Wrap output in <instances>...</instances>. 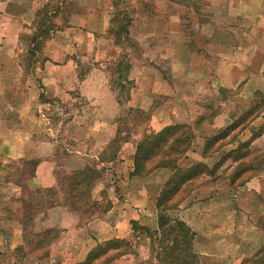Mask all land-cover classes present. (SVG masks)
Returning <instances> with one entry per match:
<instances>
[{"label":"rangeland","instance_id":"obj_1","mask_svg":"<svg viewBox=\"0 0 264 264\" xmlns=\"http://www.w3.org/2000/svg\"><path fill=\"white\" fill-rule=\"evenodd\" d=\"M33 1L35 0H0V264H85L92 250L101 252L93 264H175L176 252L167 245H171V241L163 243L157 240L152 244L146 236L147 231H135L132 223L131 229L123 235L118 234L94 243L97 237L91 233L90 222L101 217L110 204L104 191L94 193L96 181L109 174L105 167L95 164L78 172L58 176L64 197L69 193L75 195L66 198L67 203H71V198H74L76 202L73 209L81 215V230L79 227L70 230L56 222L60 217L52 218L46 213L49 203L50 206L55 202L63 203L65 199H62L60 194L57 195L55 189L29 187L23 182L35 172L37 165L36 158L26 157L25 150L20 149L23 147V140L15 141L19 143L16 159L6 151L11 137L13 138L11 132L17 128L20 132L17 139L23 138L19 136L24 135L22 129L28 125L33 126L35 130L51 127L52 130L49 131L55 138L61 139L64 137L63 128H67L66 124L75 113L100 107L99 104L89 102L81 92L78 98L66 102L54 95L56 100L53 102L39 103V100L42 102L46 99L45 95L39 97L38 86L42 85L45 77L40 70L45 56L39 52L48 41L54 26L64 25L68 15L66 16L64 9L61 11L57 8L64 0H48L44 3L45 8L39 19L31 24L24 23V32L16 40L15 33L19 25L12 18L28 16V4ZM114 1L117 13L110 33L117 36L119 44H115V50L111 55H107L111 58L107 61L111 71L107 78L110 77L115 82L114 89L118 92L121 102V113L118 119V138L111 151L101 154V160L109 161L107 159L116 153L121 139H125L127 134L132 135L134 132L145 135L151 129L153 111L157 110L161 116L176 111L184 121L196 114L198 105H206L205 118L188 124L193 139L181 162L191 164L201 161L208 165L211 172L206 169L205 172L201 171L194 181L179 190L171 201L175 208L168 210V213L180 218L181 205L193 200V190L208 188L206 193H216L218 196L213 204L218 205V208L213 210L207 224L225 222L226 229L217 236L221 246L214 248L217 251L215 254L197 253L194 238L191 253L196 255H189L188 260L191 264H264V102L256 103L254 108L260 110L256 117L254 112L249 115L250 107L255 105L252 100H259L256 97L257 92L264 91V0H175L178 4V31L186 32V42L199 48V51L203 48L209 57L210 66L213 67L210 79H207L209 85L200 84V78H190L193 81L188 82H184L183 78L178 87L160 83L148 85L144 88L146 94L143 98L146 101L142 103L143 107L128 103L131 84L126 83L124 87L120 85L121 78L127 77V71L124 69L129 60L135 61L133 50L136 48L131 41L123 39L128 24L125 15L131 16L136 10L126 5L125 0ZM144 3L150 12L154 11L165 19L167 12L162 9L155 10L149 0ZM61 20L65 21L61 23ZM49 23V33L42 35L40 30L48 28ZM160 26L161 30L169 29L168 23ZM35 35L40 47L32 50ZM179 42L183 43L182 40ZM207 49L210 53H207ZM187 55L185 50L178 53L176 64L179 66V76L190 74L183 72V60H187ZM198 55H202V52ZM148 56L157 55L148 52ZM88 61L96 63L89 59L84 61L85 64H88ZM98 62L103 63L100 60ZM85 67L83 66L82 70ZM200 70L202 72L203 67H200ZM43 87L48 89L44 85ZM169 98L173 99V103ZM201 98L204 103H195ZM219 113L231 117V121L222 126L216 125L214 118ZM50 114L49 119L42 117ZM226 120L221 119V122ZM224 131L225 133L216 135ZM257 132H260L261 136L251 139ZM214 137L215 140L211 139ZM209 138L213 140L212 145L205 152ZM236 148L238 152L232 153ZM161 158L156 157L146 168ZM154 170L146 169L140 175H154ZM170 173L168 172L169 176ZM168 177L155 174L147 185L152 188L151 191H155L159 185L162 190ZM10 181L13 187L9 184ZM199 194L205 195L203 192ZM47 197L51 201L47 202ZM157 218L158 215L156 220ZM61 221L73 223L75 219L71 217ZM206 233H211V230ZM115 239L121 240L113 243L119 247L112 248L110 244H105ZM88 241L92 243H87ZM114 253L116 255L113 257ZM164 255L168 257L167 261L161 259ZM77 258L80 260L77 261ZM170 260L172 262L167 263Z\"/></svg>","mask_w":264,"mask_h":264},{"label":"crops","instance_id":"obj_2","mask_svg":"<svg viewBox=\"0 0 264 264\" xmlns=\"http://www.w3.org/2000/svg\"><path fill=\"white\" fill-rule=\"evenodd\" d=\"M47 1L35 0L28 4L30 7L28 16L12 18L19 25L15 33L16 40L24 32V23L31 24L39 19V11ZM144 1L125 0V4L133 7L137 12L131 16L125 15L128 24L123 39L131 41L136 46L133 50L135 61L129 60V64L124 69L127 71V77L125 76L120 80L122 87L126 83L131 84L132 89L128 103L135 107H143L142 103L146 101L144 88L148 85L160 83L161 85L178 87L183 78H185L184 82H188L191 80L190 78H200V84L208 86L207 79H210V71L213 67L210 66L209 57L204 53L203 48H200L201 51H199V48L189 45L186 42L187 33L178 31L179 17L176 13L178 4L175 0H149L155 10L162 9L165 13L167 12L165 19L156 15L154 11L150 12ZM88 3L90 4L87 7L86 4ZM63 9L66 16L68 15V20L61 27L54 26L48 41L39 52V54L44 53L45 56V62L40 67L45 77L42 87L38 86L39 97L42 98L41 96L44 95L46 97L42 102L39 100V103L53 102L54 95L59 97L62 102H66L69 99L78 98L81 92L83 96L86 95L85 97L89 102L99 104L100 107L91 111L80 110L75 113L66 124L67 128H63L64 137L61 139L55 138L54 134L49 131L52 130L51 127L35 130L31 125L25 126L22 129L24 135L19 136L23 138L17 139L20 133L17 128L16 131L11 132L13 138L11 137L10 145L7 146L6 151L12 158L16 159L19 143H15V141L23 140V147L20 149L25 150V156L37 159L35 172L30 177L28 176L29 178L26 177L23 182L27 183L29 187L41 186L47 189H55L58 192L57 195L60 194L61 198L65 199L63 203L55 202L51 206L49 203L46 210L48 216L60 217L56 219V222H60L61 227L70 230L76 229L80 226L81 215L73 209L71 203H67L66 198L68 199L69 196L64 197L62 189L59 187L58 176L78 172V170L81 171L97 164L105 167L107 173H111V175L108 174L104 179L96 181L94 193L98 194L100 191H104L110 204L101 217L90 222L91 233L95 238H98L94 243L110 239L113 236H118V234L123 235L124 232L131 229L130 223L133 220L138 221L141 225L156 229L158 228V218L156 220V217L159 212L157 199L161 189H159V185L155 191H151L152 188L150 189L147 184L153 176L155 177V174L162 175L164 178L168 177L170 170L161 167L153 171L154 175L152 173L148 176L133 174L135 154L139 141L144 134L134 132L132 135L127 134L124 136L125 139H121L116 153L107 159L109 161L103 162L101 160V154L111 151L119 134L118 119L121 113V102L118 92L114 89L115 82L110 77L107 78L111 72L107 65V61L111 59L108 56L115 50L113 47H117L119 44L117 36L110 33L113 19L117 13L116 3L114 0H64L60 10ZM22 14H24V10ZM63 21L65 20H61V23ZM166 23H168L169 29L161 30L160 25H166ZM179 40H182L183 43ZM125 41L124 43H128ZM180 50H185L188 54L187 60H183L185 61L183 72H189V77L185 74L179 76L180 70L176 63ZM206 51L210 53L209 49ZM148 52L157 56L150 57ZM201 52L202 55L199 56L198 53ZM89 59H93L96 63L88 61V64H85L84 61ZM99 60L103 63H99ZM204 63L206 65H203ZM83 66H86L84 70H82ZM200 67H203L202 72ZM43 85L48 89H44ZM262 86L264 87V85ZM88 89L92 90L89 91ZM202 99L196 100L195 103H204L201 102ZM207 100L208 98L205 101ZM169 101L173 103L172 98H169ZM205 106L198 105L196 114L184 121L180 118V113L176 111L167 112L163 116L158 114L157 110L153 111L150 120L151 129L146 133L159 131L173 124L197 123L198 119L206 116ZM42 117L48 118L51 117V114L50 116L42 115ZM81 119L84 120L81 121ZM214 119L216 125L222 126L229 123L232 118L225 116L224 113H219ZM221 119L228 121L221 122ZM67 136L71 137L67 138ZM192 148L194 149V146ZM181 163L186 166L190 164ZM9 184L13 187L12 181ZM207 189L193 190V200L187 201L186 204L182 203L180 210V219L184 220L196 233L195 251L201 255L217 253L214 248L221 246L217 236L219 232L226 229L225 222L215 225L207 224L213 210L218 208V205H213L214 199L218 196L216 193H206ZM201 192L205 195H200ZM49 201L51 199L47 197V202ZM71 217L75 219V222L66 223L65 221L63 223L61 221ZM79 228L81 230V227ZM207 230H211V233H206ZM90 242L92 243V241L87 243ZM226 253H230V251H226ZM79 260L77 258V261Z\"/></svg>","mask_w":264,"mask_h":264},{"label":"trees","instance_id":"obj_3","mask_svg":"<svg viewBox=\"0 0 264 264\" xmlns=\"http://www.w3.org/2000/svg\"><path fill=\"white\" fill-rule=\"evenodd\" d=\"M44 8L45 6L42 7L39 15H42ZM57 8L61 9V5H58ZM49 26L50 23L48 24V28H42L40 30L42 35L49 33ZM32 43H34V47L31 48L32 50L36 49L38 46L40 47V45H38L37 35H35V37L33 38ZM256 97H258L259 100L253 99L252 102L255 105L250 107L251 109L249 108V115L254 112L255 117L257 116L256 114H258V111L260 112V110H257L254 107L257 106L256 103L260 104L264 102V91H258ZM188 127V124H173L168 125L159 131H151L143 135V138L139 141L137 152L135 154L133 171V174H142L146 169L154 170L162 167L170 170L171 172L170 176L164 183L161 193L157 199V208L159 211L158 228L151 229L148 226L141 225L136 220L131 221V223L133 224V229L135 231L139 229L146 230L148 233L146 234V236L150 238L152 244L157 240L163 243L165 241H167V243L171 241V245H167L176 252V257L174 258L175 264H191V261L188 260V256L191 255L195 257L196 255L194 252H192L193 254L191 253L196 233L187 225L184 220L178 217H173L168 213V210L175 208V205L171 203V201L177 195L179 190L194 181V179L198 175H200L201 171L205 172L206 169L208 170V172H211L210 168H208V165L201 161L189 164V166L181 163L182 157L190 149L191 139L193 137V134L189 129L190 127ZM221 133H225V131L220 132L216 135H221ZM260 135V132L254 133L251 139L256 138ZM211 139L215 140V137ZM211 139L209 138V140L206 142L204 150L205 152L206 150L210 149L212 145L213 140ZM214 150L215 149H213V151ZM232 151V153L236 154L238 152V148ZM158 156H161L162 158L158 161H155L151 167L146 168L147 164H150ZM91 175L93 176L92 173ZM70 195H73V197L75 196L73 193L68 194L69 197ZM71 199V204L75 206L74 204L76 201L74 200V198ZM48 233L49 232H47V234ZM120 241V239H115L108 241L105 244H110V246H112L113 248L114 246H117L114 244ZM162 249H164V246L162 247ZM99 254H101L100 251L92 250L87 257L85 264H93V262L100 257ZM115 255L116 253H114L112 256L114 257ZM161 259L163 261H167L168 257L164 255ZM171 262L172 261L170 260L167 263Z\"/></svg>","mask_w":264,"mask_h":264}]
</instances>
